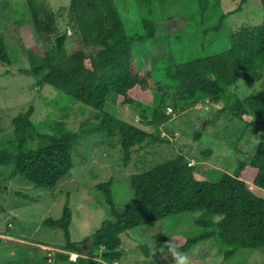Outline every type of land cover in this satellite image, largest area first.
Returning <instances> with one entry per match:
<instances>
[{"label": "trees", "instance_id": "16d2710c", "mask_svg": "<svg viewBox=\"0 0 264 264\" xmlns=\"http://www.w3.org/2000/svg\"><path fill=\"white\" fill-rule=\"evenodd\" d=\"M196 1L200 11L209 4V0ZM260 1L264 11V0ZM25 2L41 42L29 45L25 53L30 69L19 72H30L38 84H48L99 111L95 117L99 121L83 132L59 126L47 133L34 123V107L29 105L10 118L11 130L7 139L0 142V168H9L8 178L20 176L36 187H56L73 168L75 144L94 133L118 134L124 166L136 150L167 141L104 112L109 94H114L120 105L143 106L139 111L140 121L147 126L161 127L170 121L172 114L194 106L199 97L207 96L211 101L223 102L221 112L238 121H244L246 116L256 118L258 122L246 124L252 125L253 131L256 128L264 131V95L253 92L238 98L229 92L239 80L254 83L261 77L264 22L242 27L230 35L229 49L224 53L167 66L168 85L155 86L157 92L163 89L165 93L155 96L152 107L150 102L140 101L133 95L141 80L132 44L155 36L153 22L144 20L143 31L130 36L115 0H70L69 11L76 31L67 34L58 31L56 14L48 0ZM47 42L50 47L43 46ZM0 62L11 64L2 31ZM209 154L207 151L202 158L206 159ZM250 155L232 173L224 172L214 182L200 175L196 164H189L180 153L139 173L129 174L125 179L131 199L121 211L115 208L112 180L98 184L96 189L110 206L112 220L102 222L81 242H74L70 237L72 214L67 195L61 216L43 221L44 226L61 229L65 239V244L54 250L55 259L61 264L117 263L123 256L119 249L121 234L183 213L193 214L196 229L178 238L174 250L179 254L206 241L214 242L222 264L242 249L264 251V199L254 192L257 188L264 189V135ZM144 251L149 256L146 248ZM71 253L77 254L75 260L70 259ZM149 264L170 263L162 255Z\"/></svg>", "mask_w": 264, "mask_h": 264}, {"label": "rangeland", "instance_id": "374dc122", "mask_svg": "<svg viewBox=\"0 0 264 264\" xmlns=\"http://www.w3.org/2000/svg\"><path fill=\"white\" fill-rule=\"evenodd\" d=\"M48 2L56 14L58 31L73 34L76 29L69 11L70 0ZM115 4L130 36L143 31L144 20L156 26L153 38L132 44L141 80L133 95L150 102L152 107L155 96L165 93L163 89L157 92V85H168L167 66L224 53L229 49L230 35L242 27L264 22L260 0H245L243 4L242 0H209L203 11L196 0H115ZM231 11L234 13L229 14ZM0 31L11 59L10 65L0 62V142L7 139L11 130L10 118L29 105L34 107V123L47 133L59 126L83 132L98 123L99 117H95L99 111L48 84H38L30 72H19L30 69L25 53L29 45L41 42L27 14L25 0H0ZM50 45L47 42L43 46ZM229 92L238 98L253 92L264 95V67L258 81L239 80ZM196 102L172 114L163 126L153 127L140 121L143 106L120 105L119 99L109 94L104 112L167 140L136 150L126 166L121 161L118 134L94 133L75 144L73 168L54 188L36 187L20 176L8 178L9 168H0V264H61L54 257V250L65 244L62 230L44 226L43 221L61 216L67 195L72 214L70 237L81 242L102 222L112 220L110 206L96 189L100 183L112 180L115 208L121 211L131 199L125 177L178 153L185 155L189 164L195 163L197 172L210 182L224 172L232 173L239 162L249 160L264 131H253L254 127L246 123L258 122L257 119L246 116L244 121H238L227 116L221 112L224 103L211 101L207 96ZM207 151L210 154L203 159ZM254 192L264 199V189ZM195 229L192 213L131 229L120 235L123 256L114 264H149L162 255L170 264H222L213 241L198 243L182 254L174 250L178 238ZM76 258V254H70L71 260ZM223 264H264V251L242 249Z\"/></svg>", "mask_w": 264, "mask_h": 264}, {"label": "clouds", "instance_id": "9594fccd", "mask_svg": "<svg viewBox=\"0 0 264 264\" xmlns=\"http://www.w3.org/2000/svg\"><path fill=\"white\" fill-rule=\"evenodd\" d=\"M71 254H72V253H71ZM74 254H75V253H74ZM76 255H77V254H76ZM181 259H182V261H183L185 258L182 257Z\"/></svg>", "mask_w": 264, "mask_h": 264}, {"label": "bare ground", "instance_id": "6f19581e", "mask_svg": "<svg viewBox=\"0 0 264 264\" xmlns=\"http://www.w3.org/2000/svg\"><path fill=\"white\" fill-rule=\"evenodd\" d=\"M72 254H74V253H72Z\"/></svg>", "mask_w": 264, "mask_h": 264}]
</instances>
